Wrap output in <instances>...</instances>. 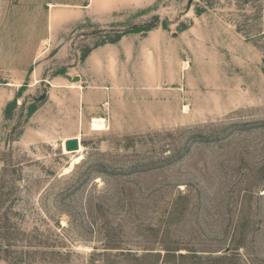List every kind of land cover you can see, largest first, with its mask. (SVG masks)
Returning <instances> with one entry per match:
<instances>
[{"label":"rangeland","instance_id":"rangeland-1","mask_svg":"<svg viewBox=\"0 0 264 264\" xmlns=\"http://www.w3.org/2000/svg\"><path fill=\"white\" fill-rule=\"evenodd\" d=\"M88 4L0 0V264H264V0Z\"/></svg>","mask_w":264,"mask_h":264},{"label":"bare ground","instance_id":"bare-ground-1","mask_svg":"<svg viewBox=\"0 0 264 264\" xmlns=\"http://www.w3.org/2000/svg\"><path fill=\"white\" fill-rule=\"evenodd\" d=\"M106 128H107L106 121L103 118H94L92 120V122H91V130L92 131L100 132V131L106 130ZM65 145H66V142L62 145L64 154L73 156L72 157V161L70 163V166L68 168H66V170H65V173L67 174V173H70L77 164L82 162V160L84 159L83 152H84L85 148L80 143V149L78 151H76V152H68V151H66Z\"/></svg>","mask_w":264,"mask_h":264},{"label":"crops","instance_id":"crops-1","mask_svg":"<svg viewBox=\"0 0 264 264\" xmlns=\"http://www.w3.org/2000/svg\"><path fill=\"white\" fill-rule=\"evenodd\" d=\"M88 2H89V4H88L87 6H86V5H83V7H84L83 10H87L88 8L91 7V4L93 5V0H88ZM52 7H53V6H52ZM86 13H87V18L90 19V20H94V19L99 18L98 14L93 13L91 10H88V12H86ZM89 14H90V15H89ZM95 52H96V51L94 50V51L91 52L90 55L86 58V60H89V58H90V60H89L90 63L92 62L91 58H93V54H95ZM89 62H88V64H89ZM77 78H79V77H77ZM80 79H81V82H83L84 77L82 76V77H80ZM73 84H76V87L81 88V86H79V83H72V85L70 86V88H73V87H72ZM76 87H75V88H76Z\"/></svg>","mask_w":264,"mask_h":264},{"label":"water","instance_id":"water-1","mask_svg":"<svg viewBox=\"0 0 264 264\" xmlns=\"http://www.w3.org/2000/svg\"><path fill=\"white\" fill-rule=\"evenodd\" d=\"M65 147L68 152H76L80 149V141L76 138L68 139Z\"/></svg>","mask_w":264,"mask_h":264},{"label":"trees","instance_id":"trees-1","mask_svg":"<svg viewBox=\"0 0 264 264\" xmlns=\"http://www.w3.org/2000/svg\"><path fill=\"white\" fill-rule=\"evenodd\" d=\"M137 32V31H136Z\"/></svg>","mask_w":264,"mask_h":264}]
</instances>
